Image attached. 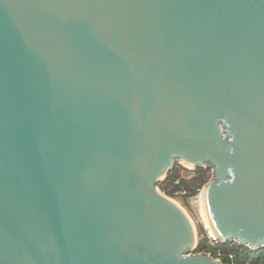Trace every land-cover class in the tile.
<instances>
[{
    "label": "water",
    "instance_id": "obj_1",
    "mask_svg": "<svg viewBox=\"0 0 264 264\" xmlns=\"http://www.w3.org/2000/svg\"><path fill=\"white\" fill-rule=\"evenodd\" d=\"M176 163L264 247V0H0V264H221Z\"/></svg>",
    "mask_w": 264,
    "mask_h": 264
},
{
    "label": "trees",
    "instance_id": "obj_2",
    "mask_svg": "<svg viewBox=\"0 0 264 264\" xmlns=\"http://www.w3.org/2000/svg\"><path fill=\"white\" fill-rule=\"evenodd\" d=\"M178 164L176 163L174 168L168 171L166 177L157 183V188L161 193L167 197H172L178 193L184 192V196H195L197 191L201 189L209 180L208 173L210 169L196 168L193 170V176L189 179H184L175 174V169ZM208 237L205 235L201 239L195 248L196 253L205 252L207 248ZM222 261L227 262V256L229 253L241 252L242 256L237 258L236 264H262L264 262V249H258L251 251L245 246H240L235 242H229L221 244ZM227 264V263H226Z\"/></svg>",
    "mask_w": 264,
    "mask_h": 264
},
{
    "label": "rangeland",
    "instance_id": "obj_3",
    "mask_svg": "<svg viewBox=\"0 0 264 264\" xmlns=\"http://www.w3.org/2000/svg\"><path fill=\"white\" fill-rule=\"evenodd\" d=\"M175 171H176L175 174L179 175L184 179H189L193 176V170H191L190 168H186L180 164H178ZM208 177H209L208 180H210L212 177L211 169L210 172L208 173ZM202 189L203 187L197 191L195 196L192 197H186L180 193L173 195L172 197H169L185 212V214L190 219L195 230L197 243L201 239H203L205 235L209 237L210 234V232H208V228L206 227V223H205L206 217L204 211V203L199 198ZM194 254H197L195 250H190L186 253V255H194Z\"/></svg>",
    "mask_w": 264,
    "mask_h": 264
},
{
    "label": "built area",
    "instance_id": "obj_4",
    "mask_svg": "<svg viewBox=\"0 0 264 264\" xmlns=\"http://www.w3.org/2000/svg\"><path fill=\"white\" fill-rule=\"evenodd\" d=\"M180 194L184 195V192H181ZM208 237V236H207ZM220 241L214 239L212 237L211 234H209L208 237V243H207V250L205 252H200L203 254H208L209 256H211L214 260L219 261L221 264H236V260L237 258H239L240 256H242L241 252H237V253H229L227 256V262L224 263L221 259H222V251H221V247H220ZM221 244H225V243H221ZM196 248V247H195ZM248 248V247H247ZM249 249V248H248ZM261 249V248H260ZM264 249V247L262 248ZM195 250V249H194ZM251 250V249H249ZM254 251V250H251ZM198 254V253H197ZM264 264V262L262 263Z\"/></svg>",
    "mask_w": 264,
    "mask_h": 264
},
{
    "label": "bare ground",
    "instance_id": "obj_5",
    "mask_svg": "<svg viewBox=\"0 0 264 264\" xmlns=\"http://www.w3.org/2000/svg\"><path fill=\"white\" fill-rule=\"evenodd\" d=\"M199 198H200V200H202V202H203V190L201 191V193H200V195H199ZM203 206V205H202ZM203 219V218H202ZM207 221V220H206ZM205 221V223H206V227L208 228V232H210V234L211 235H213V233L211 232V229H210V227H209V225H208V223Z\"/></svg>",
    "mask_w": 264,
    "mask_h": 264
}]
</instances>
